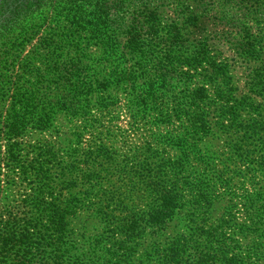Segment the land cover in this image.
Segmentation results:
<instances>
[{
  "label": "rangeland",
  "instance_id": "1",
  "mask_svg": "<svg viewBox=\"0 0 264 264\" xmlns=\"http://www.w3.org/2000/svg\"><path fill=\"white\" fill-rule=\"evenodd\" d=\"M188 4L195 10V2ZM199 23L183 31L184 54L195 47V30L201 37L221 30L212 20ZM210 49L216 63L226 64V97L250 95L248 78L255 73L264 80V55L261 63L241 62L213 39ZM99 55L92 48L82 62L90 75L99 74ZM168 60L170 66L173 58ZM179 62L177 72H189L186 82L156 105L121 88L89 96L75 113L57 110L46 130L27 120L11 141L17 144L15 163L3 139L0 218L43 221L40 204H61L68 222L61 246L75 264H108L110 255L118 264H264V100L252 95L257 115L239 108L233 120H221L207 85L208 96L195 104L203 81ZM8 66L12 81L17 68ZM5 93L10 95L0 91L2 121L9 111ZM162 190L176 195L177 207L151 225Z\"/></svg>",
  "mask_w": 264,
  "mask_h": 264
},
{
  "label": "trees",
  "instance_id": "2",
  "mask_svg": "<svg viewBox=\"0 0 264 264\" xmlns=\"http://www.w3.org/2000/svg\"><path fill=\"white\" fill-rule=\"evenodd\" d=\"M167 12L172 16L166 17ZM201 20H212L221 30L204 37L195 30V47L184 54L183 31L196 29ZM212 39L223 42L235 60L261 63L264 0H0V91L10 93H5L9 111L2 118L6 121L0 120V142L8 140L9 161L17 160V144L11 141L27 120H35L37 130H46L57 110L75 113V106L94 94L124 88L146 105L158 104L188 78L189 72H177L178 58L203 81L195 90V104L208 96V86L219 106V119L233 120L239 108L257 115L252 95L264 100L263 78L258 73L249 76L250 95L237 101L226 97L227 67L214 61ZM34 40L36 48L22 58ZM92 48L100 51L97 75L82 65ZM166 58H173L170 66ZM8 63L17 68L12 81ZM139 83L142 87L137 89ZM157 109L162 114V108ZM158 194L160 205L149 217L151 225L162 223L177 207L171 191ZM39 207L46 213L43 221L0 218V264H75L61 246L68 226L65 209L55 201ZM109 257L108 264H118L117 258Z\"/></svg>",
  "mask_w": 264,
  "mask_h": 264
}]
</instances>
